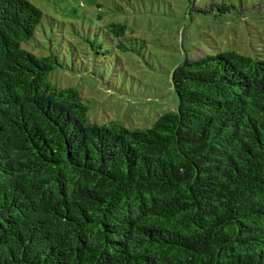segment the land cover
Returning <instances> with one entry per match:
<instances>
[{
	"label": "trees",
	"instance_id": "1",
	"mask_svg": "<svg viewBox=\"0 0 264 264\" xmlns=\"http://www.w3.org/2000/svg\"><path fill=\"white\" fill-rule=\"evenodd\" d=\"M42 19L0 0V264H264V58L187 57L176 111L99 125Z\"/></svg>",
	"mask_w": 264,
	"mask_h": 264
},
{
	"label": "rangeland",
	"instance_id": "2",
	"mask_svg": "<svg viewBox=\"0 0 264 264\" xmlns=\"http://www.w3.org/2000/svg\"><path fill=\"white\" fill-rule=\"evenodd\" d=\"M27 1L43 19L24 48L57 57L51 82L78 90L99 125L143 130L176 111L171 74L187 57L264 58V0Z\"/></svg>",
	"mask_w": 264,
	"mask_h": 264
}]
</instances>
